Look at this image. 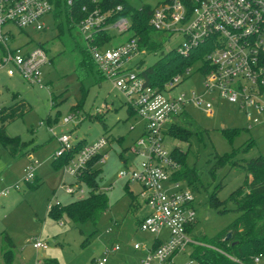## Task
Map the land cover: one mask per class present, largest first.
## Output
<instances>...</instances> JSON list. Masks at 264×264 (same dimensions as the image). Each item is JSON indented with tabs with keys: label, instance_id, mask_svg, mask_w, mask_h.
Masks as SVG:
<instances>
[{
	"label": "rangeland",
	"instance_id": "1",
	"mask_svg": "<svg viewBox=\"0 0 264 264\" xmlns=\"http://www.w3.org/2000/svg\"><path fill=\"white\" fill-rule=\"evenodd\" d=\"M157 1L127 0L138 9L145 4L154 5ZM44 21L48 28L40 32L32 29L20 32L14 28L19 36L12 44L27 46V49L42 45L45 49L50 63L42 70L44 88L31 87L17 77H9L6 69L0 70V108H8L17 102H23L28 107L21 118L6 122L4 127L0 123V129L4 128L7 136L18 137L21 142L27 143L25 151L31 154L30 157L17 155L13 158L0 146V192L12 189L8 196L0 198V264H5L3 233L11 238L16 247L13 264H97L104 259L106 248L117 245L120 251L110 253L106 264H135L136 257L131 256L129 246L151 243L156 235L137 228V221L147 213L143 202L136 199L139 186L120 180L118 175L125 168L121 158L130 161L125 152L138 139L141 128L131 132L132 126L137 124L136 118L128 116L124 97L102 78L94 64L79 68V55L84 52L86 44L78 29L67 21L65 15L57 19L48 16ZM151 37L155 43L161 44L160 49L164 53L184 42L181 35L171 36L170 41H167L168 36L157 33ZM159 58V50H156L141 60L144 68H148ZM196 83L199 84L198 78L192 76L178 86L176 92L191 91ZM103 107L109 110L103 109L98 114L97 111ZM188 114L190 117L180 120L178 125L192 135L185 140L170 136L164 139V146L168 151L179 149L187 154L188 167L197 170L200 182L194 184L196 191L189 186L196 201V225L190 236L196 241H200L199 238L211 241L226 230L237 215L210 208L208 198L216 193L220 201H225L231 193L245 186L249 177L243 169L228 165L215 171L217 156L240 149L234 156L235 161L258 156L264 158V130L243 132L231 146L223 138L222 131L246 129L247 123L240 111L220 103L213 116L193 109ZM69 116H73V122L65 124L64 119ZM63 134L71 136L73 145L82 139L87 145L103 137L108 139L105 164L96 165L102 171L97 180L99 190L106 193L109 204L96 226L91 223L74 224L67 219L57 223L47 217L48 206L56 203L66 206L86 198L88 193L84 182L79 177L74 179L66 171L71 166L70 161L80 151L76 153L71 149L67 163L61 168L54 166V156L60 149L58 139ZM118 138H122L120 143L116 141ZM249 139L255 143L244 153L245 142ZM30 164L36 166V177L40 182L34 190L28 189L24 182L25 170ZM72 184L75 193L81 190L82 193H66L65 188ZM16 185L18 190L14 189ZM132 195L136 197L137 205H133ZM227 207L229 211L234 208L230 203ZM36 238L47 244L46 250L36 251L33 248ZM195 246L206 247L205 244ZM189 252L165 264H188Z\"/></svg>",
	"mask_w": 264,
	"mask_h": 264
},
{
	"label": "built area",
	"instance_id": "2",
	"mask_svg": "<svg viewBox=\"0 0 264 264\" xmlns=\"http://www.w3.org/2000/svg\"><path fill=\"white\" fill-rule=\"evenodd\" d=\"M77 1L0 0V70L6 69L9 77L43 89L42 70L50 63L45 49L40 45L33 49L12 46L19 36L14 28L20 32L44 31L48 28L45 18L65 15L84 39L85 50L102 78L111 83L134 112L137 124L131 132L141 128L140 136L125 152L131 162L121 158L125 168L118 175L120 180L139 186L138 197L147 213L138 229L156 235L151 243H133L132 249L142 253L138 264H165L188 250V264H199L190 257L192 246L202 244L190 236L196 225L195 194L183 179H174L180 166L171 151L165 149L164 139L170 137V128L190 117V110L210 117L220 103L240 111L249 132L264 130V0H158L154 5L145 4L151 9L148 44L154 43L153 33L168 36L167 41L181 35L184 42L174 49L178 54L188 56L198 47L208 51L202 60L162 87L151 86L140 75L146 69L141 58L150 51L147 46L141 47L139 37L131 33L129 20L121 15L123 6L109 8L108 0H85L87 4L80 9L83 17L75 22ZM100 34L112 39L100 43L96 39ZM192 76L199 82L195 89L176 92ZM103 109L108 110L103 107L98 114ZM70 122L73 116L64 119L65 124ZM58 143L55 159L73 147L68 134L61 135ZM107 149L105 137L86 144L66 171L77 179L95 157H99V166L104 165ZM35 178L36 166L30 164L24 182L33 183ZM11 190L0 192V198ZM65 191L71 195L82 193H75L73 184ZM33 248L46 250L47 244L36 238ZM119 250V245L106 248L104 259L97 264H106L108 255ZM262 259V255L256 257L254 264Z\"/></svg>",
	"mask_w": 264,
	"mask_h": 264
},
{
	"label": "trees",
	"instance_id": "3",
	"mask_svg": "<svg viewBox=\"0 0 264 264\" xmlns=\"http://www.w3.org/2000/svg\"><path fill=\"white\" fill-rule=\"evenodd\" d=\"M108 3L109 8H116L119 5L123 6V13H121V15L129 20L131 33L139 37L141 47L147 46L150 53L159 50L160 58L158 62L146 68L140 74L151 86L162 87L175 76L184 73V71L195 62L202 60L208 52L203 47H198L191 51L188 56H182L175 50L164 53L163 50L160 49L162 48L161 44L155 42L148 44L149 36L152 31L148 24L151 13L150 6L145 5L138 9L125 0H108ZM86 4L85 0L77 1L75 5V22H78L83 17L80 9ZM67 21L70 22L68 18ZM59 28H61V24ZM96 39H100V43H103L110 41L112 36L100 34ZM40 46L42 47V45ZM79 56L80 61L78 66L80 69L94 64L90 54L86 50L81 52ZM27 110L28 107L23 102H17L8 108H2L0 110V123L2 127H4L6 122H12L21 118ZM127 113L130 117L134 114L128 107ZM243 132H248V130H223L222 136L227 143L232 146L234 141L239 138ZM169 134L175 139L184 140L192 135L188 131H184L179 125L170 128ZM116 141L120 143L122 138H118ZM245 143L247 144L244 146V153L248 152L255 141L249 139ZM85 145L86 141L82 139L73 145L72 150L77 153ZM0 146H2L13 158L17 155H26L30 157L25 151L27 143L21 142L18 137L11 138L7 136L4 128L0 129ZM239 150L240 149L233 150L231 153L221 157L217 156L214 170L216 171L226 165L232 168L243 169L249 176L245 180V186L235 190L225 201H220L216 193L208 198V205L210 208L219 210L220 213L233 212L237 217L226 230L221 232L213 240L205 241L201 238H199L200 241L197 240L202 244L218 249L222 253L206 247L192 246L190 257L199 264H254V259L256 257L260 255L264 257V158L258 156L251 159L235 161L234 156ZM71 154L69 152L66 155L64 154L56 158L54 160V166L56 168H61L67 163L68 157H70ZM171 156L180 166V170L175 175L174 179H183L193 191H196V189H194V184L200 182V179L197 170L188 167L186 162L187 154L182 153L179 149H174L171 151ZM98 159L99 157L92 159L87 164V167L78 175L80 180L86 185V189L88 190L87 197L66 206H61L59 203L51 205L47 210L48 218L57 223L67 219L74 224L91 223L94 226L98 224L101 216L108 210L109 204L106 193L99 190L97 182L102 172L101 168L96 165ZM26 185L28 189L34 190L40 186V182L36 177L33 183H26ZM244 188L246 191H243ZM127 190L128 187L126 186V191ZM216 192H218V190H216ZM136 197L132 195L133 205H137L135 204V198L138 201V194ZM229 203L234 206L232 211L228 210L227 204ZM140 223L141 219L137 221L138 227ZM190 230L191 229H189V231ZM228 233H231L230 239H227ZM3 245L2 252L5 264H13V252H15L16 247L6 233H3Z\"/></svg>",
	"mask_w": 264,
	"mask_h": 264
},
{
	"label": "crops",
	"instance_id": "4",
	"mask_svg": "<svg viewBox=\"0 0 264 264\" xmlns=\"http://www.w3.org/2000/svg\"><path fill=\"white\" fill-rule=\"evenodd\" d=\"M23 82V81H22ZM24 83V82H23ZM2 108H0V110H1ZM30 156H31V154H29ZM27 157V156H26ZM49 207V206H48ZM49 209V208H48ZM141 220H142V218H141ZM62 225V224H61ZM137 228H138V224H137ZM130 247V254H131V256H133V257H136V263L135 264H138V262H139V259L141 258V256H142V253L140 252V251H134L133 249H132V245L131 246H129ZM120 251V250H119ZM264 259H262L261 261H260V263L259 264H264V262L262 263V261H263ZM54 264V263H53Z\"/></svg>",
	"mask_w": 264,
	"mask_h": 264
},
{
	"label": "water",
	"instance_id": "5",
	"mask_svg": "<svg viewBox=\"0 0 264 264\" xmlns=\"http://www.w3.org/2000/svg\"><path fill=\"white\" fill-rule=\"evenodd\" d=\"M231 238V233H228L227 234V239H230Z\"/></svg>",
	"mask_w": 264,
	"mask_h": 264
}]
</instances>
